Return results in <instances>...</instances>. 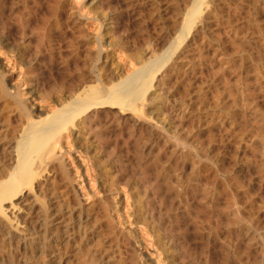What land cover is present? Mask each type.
Masks as SVG:
<instances>
[{"label":"bare ground","instance_id":"6f19581e","mask_svg":"<svg viewBox=\"0 0 264 264\" xmlns=\"http://www.w3.org/2000/svg\"><path fill=\"white\" fill-rule=\"evenodd\" d=\"M216 1L193 0L188 10L186 23L183 25L184 27L190 25V37L184 39V42L178 37L183 45L179 47V51L176 50L178 51L176 54L170 50L169 56L164 59L159 55L155 61L149 60L150 62L147 63L144 60L146 56L140 57L139 60L137 59L140 66L126 73L122 72L123 69L119 73L113 71L108 64L109 61H102L97 71L87 72V69L80 71L74 66L75 69L77 68L78 75L74 78L69 76L71 79L64 81L59 86V90L57 89L58 91L52 88L53 96L49 97L50 100L45 107L22 99L25 92L22 94L20 85L10 83L9 64H4L0 60V96L12 98L21 110L17 124L3 115L8 119V122L6 121L8 124L3 125L5 129L0 127V136L5 135L1 138H8L7 142L2 143L1 146L4 158L0 160V204L14 218L21 221H14L12 218L13 221H7L8 224L5 226L9 232L19 237L18 246L25 249L33 243V239L36 238L34 235L43 237L46 243L51 241L57 245L63 242L69 245L72 239L74 241L72 233H69V226L75 222L79 225L78 230L82 228L92 233L91 240L96 248L99 247L100 252V249L107 245L111 253L108 252L112 255V258L108 257L114 259L116 264L119 260L124 261L129 258L130 264L264 263L263 196H261L263 203L260 201L263 206L261 203L258 206L259 203L251 192V180L247 184L250 178L245 179V183L242 180L244 178L240 176V172L245 170L258 174L262 181L264 180V146L260 150L256 147L258 144H255L259 140L264 145V109L260 108L256 102L254 106L249 103L254 101L246 93L250 81L249 72L242 64L236 66L228 62V66L222 68L220 66L222 61L217 69L211 68L210 64L211 70L209 68L206 70L208 74L201 69L196 71L195 63L185 68V64L192 63L191 59L189 60L191 56L188 58L186 52L201 30L205 29L208 23L210 24V19L215 14ZM3 2L0 0V7ZM56 2L57 7L64 4V0ZM85 33L87 34V31ZM3 45L9 46V42L4 44L0 42V53H5ZM105 50L108 51V49ZM153 50L154 48L145 55H150ZM164 55L166 56V53ZM15 61L13 60L14 65H16ZM157 61L161 64L157 63L160 67L156 69L154 66ZM224 62L227 63L226 60ZM258 65L257 67L255 65L257 76L264 73V69L258 68ZM174 73L175 76L182 74L181 77H185V81L189 80V77L195 80L189 85L190 88L187 89L189 92L187 91V94L185 92L184 97H180L181 93L177 95L180 99L179 102H175V105L172 104L175 90L171 91L169 87L174 83L169 81ZM230 74L235 76L234 82ZM177 78L180 77L176 76ZM193 85L196 87L193 92L196 102H193V96H191ZM225 94L230 97L233 94L236 95L231 97L232 101H229L231 103L220 105L222 96ZM209 96H212L214 100L213 103L211 102L213 106L209 103ZM239 102L244 105L251 104L253 106L251 112L253 111L255 116L245 118L240 111L241 116L245 118L244 124L240 122L242 126L235 119L238 116L235 111L243 108L239 106ZM226 124L241 132L237 135L235 131L237 140H235L234 151L230 152L232 153L229 155L230 160L226 159L225 150H222L221 129ZM110 127L127 130L130 133L127 134L128 136L136 137L134 141L138 142H135L137 143L135 145L137 150L136 148L135 150L139 159L138 166H140L138 176H136L137 169L134 170L129 165L131 160L129 159V163L125 160L128 155L124 156L122 153L123 146L121 149V146L119 147V144L126 142L117 143L118 140L115 139L114 147H111L112 133L110 135V132L107 133ZM245 127L251 128V132H247ZM166 132L170 134L164 135ZM123 135L126 136L124 133ZM148 135L152 137L155 135L158 140L164 141V147L161 150L159 148L158 153L152 150L146 151L147 141L143 143L142 136L148 138ZM118 136L121 135L117 134L116 137ZM109 148H112L111 151L108 150ZM248 151L254 154L249 155ZM226 154L228 155L227 152ZM136 163L134 161L131 164ZM190 163H192V169H189L192 172L184 177L186 180H183L181 178L183 173L180 171L187 172ZM110 173H113L112 175L115 173V176H110ZM134 178L138 181L135 182ZM192 180L196 183L190 186ZM31 186L34 193L30 189ZM262 192L258 195H264ZM113 194L116 196L114 197ZM41 199H47V203L44 200V203L42 201L43 204H40ZM165 214L169 216L166 217ZM222 214L227 216L223 217ZM181 216L186 217V220L182 221ZM222 217L226 220L224 221ZM30 229L32 233L28 237ZM143 229L147 232L146 234L141 233ZM191 233L194 234L192 238L198 241L196 243L199 244V251L192 249L194 246L189 243ZM82 236L85 238L84 235ZM77 242L80 243L77 248H79L78 255L82 263L85 264L91 260L94 262L97 257L95 253H92L89 247L87 248V244L82 246V240ZM192 242L191 244L194 245ZM50 248L54 249V247ZM124 253H128L129 258L124 256ZM104 254H106L105 251ZM164 257L169 258L170 261L163 259ZM59 259L62 262L66 260V257L61 256Z\"/></svg>","mask_w":264,"mask_h":264},{"label":"rangeland","instance_id":"374dc122","mask_svg":"<svg viewBox=\"0 0 264 264\" xmlns=\"http://www.w3.org/2000/svg\"><path fill=\"white\" fill-rule=\"evenodd\" d=\"M2 1H4L3 2L4 5L2 4V6L4 8H2V6L0 7V42L3 44L9 42V46L3 45V48H4L3 50H5V53H0V60L4 64H9L8 67H9L10 71H9L8 75H9L10 83L13 85H16V86L20 85V89L22 91V94L25 92V94H23V96H22V99L28 100L32 103H36V104H38L40 106H44V107H45V104H47V101L50 100L49 97L53 96L52 93L54 91H58L59 86L64 81L70 80L71 78H74L76 75H78L77 68H79L80 71H85L86 69H87L86 70L87 72L92 71V70L97 71L100 68L102 61H107V62L109 61L108 64L110 65V67L112 68L113 71H115V72L117 71L119 73L123 69L124 71H122V72H124V73H126L128 71L130 72L131 70H133L137 66H140V64L137 63L138 62L137 59L139 60L140 57L146 56L144 58L146 63L153 61V60L155 61L159 57V55H161L160 57H162L164 59L165 57L169 56L170 50L176 54L180 50V48L182 47V45H183L182 43L186 39H188L187 37H190L189 36L190 35L189 34L190 25H188V27L186 25L185 26L186 28L183 25L186 23L185 21L188 17V10L191 8L193 0H145V2H144V0H64V4H62L61 7H57V2H56L57 0H53V1L52 0H2ZM217 5H218V8H217ZM53 8H55V9L53 10ZM214 13L216 14V15L215 14L213 15L214 19H212L213 17H211L210 24L208 23L204 27L205 29L201 30V32L198 34V37L195 38V40H194L195 42L193 41V43L189 46L186 54H187L188 58L191 56L189 58V60L191 59L192 63L191 64L187 63L188 65L185 64V68H187L188 66L195 63L196 64L195 67H197V69L195 68L196 71H199L201 69V70H204L205 73L208 74V71L206 72L207 68H209L210 70H211V68L217 69V67H220V66L222 68L223 67L226 68L228 66V62H232V63H234L233 65H236V66L242 64L243 67L245 68V70L247 69V71L249 72L248 79L250 81L247 79V82L248 81L249 82H248V87H247L246 93L248 96H250L249 98L251 100H254L251 102L249 99V101H250L249 103H251L253 106L256 104L257 105L259 104L260 106L259 105L258 106L260 108L264 109V106L262 107V105H264L263 104L264 103L263 102L264 101V99H263L264 98V94H263L264 93L263 92V90H264V73L257 76L256 75L257 72L255 70V65L257 67L259 62H260V64L258 65V68H260L262 70L264 69V0H217L215 2ZM185 16H186V18H185ZM42 18H44V19H42ZM85 18H87V19H85ZM47 20H49V21H47ZM52 20H54V21L52 22ZM50 23H51V25H50ZM44 24H45V26H44ZM40 25H42V26H40ZM45 27H47V28H45ZM40 28H41V30H40ZM51 28L53 30H50ZM85 31H87L88 36H86L87 34L85 33ZM179 31H181V32H179ZM78 33H80V35ZM82 34H84V36ZM39 36H41V37L39 38ZM185 36H186V38H185ZM178 37H180L179 40L182 39L183 42L179 41ZM175 40H176V42H175ZM41 41H43L44 44ZM69 41L71 43H69ZM99 42H101L100 43L101 45L99 44ZM179 42L181 45L179 44ZM192 45H194V46H192ZM42 46H43V48H42ZM84 46H85V48H84ZM76 48H77V50H76ZM153 48L155 50V51L153 50L155 53L152 51L150 55L149 54L145 55L148 53V51H151V49H153ZM172 48H173V50H172ZM174 48H176V49H174ZM105 49H108L109 52ZM74 50H76V51H74ZM176 50H178V51L176 52ZM173 52H171V53L173 54ZM165 53H166V56L164 55ZM133 55L134 56L136 55V56L133 57ZM137 55H139V56H137ZM61 56H62V58H61ZM199 56H200V58H199ZM215 56H216V58H215ZM17 57H18V59H17ZM136 57H138V58H136ZM202 57H203V59H202ZM11 58L14 61L16 60L15 61L16 65H14L13 60ZM53 58H54V60H53ZM133 58H134V60H133ZM211 59H213V60H211ZM10 60H11V62H10ZM93 60L95 62H93ZM225 60L227 63L224 62ZM234 60H235V62H234ZM19 61H20V63H19ZM221 62H222V64H221ZM241 62H243V63H241ZM157 63L160 65L161 62H158V61L156 62L155 66H154L156 69H157V67L158 68L160 67L159 65H157ZM197 63H198V65H197ZM219 63L221 64L220 66H219ZM70 64H71V66H70ZM210 64H211V68H210ZM199 65H200V67H198ZM74 66L77 68L75 69ZM215 66H216V68H215ZM259 66H261V67H259ZM90 68H91V70H90ZM64 73H65V75H63ZM75 73H77V74H75ZM173 75H172L173 78H171L172 77L171 76V77H169V79L171 78V80H169V79L168 80L171 83L173 81H174V83L176 82L175 84L172 83V85L169 86L171 91H174V90H175V92H176V90L178 91L176 93L174 92V96L175 95L176 96L172 97V99L174 101L172 104L175 105V102L177 103V101L180 99V97H184V95L187 94V91H188L187 89L190 88L189 85L191 83H194L195 80H194V78L192 79L191 77H189L190 75L189 76L187 75L190 79L186 80V81H185L186 78L181 77L182 74H180V73L176 75L177 77H180L177 79H176L175 73ZM230 75H232L230 77L232 78L231 80H233V82H234L235 76H233V74H230ZM69 76H71V78ZM204 76H205V78H207L206 74H204ZM233 77H234V79H233ZM261 78H263V79H261ZM175 80H177L179 82L177 83V81H175ZM182 80L184 81V84H183ZM190 80H192V81H190ZM188 82H189V84H188ZM218 82H220V81H218ZM51 83H52V85H51ZM196 83H197V81H196ZM173 86H174V88H173ZM193 86L194 87L191 88L192 89L191 92L193 95H191V96H193L192 97L193 102H196L195 101V94L193 93L194 89L196 87H195V85H193ZM251 86H252V89L254 87L253 91L251 89ZM179 87H180V89H179ZM181 87H183V89ZM46 88H47V90H46ZM52 88L54 89V91H51V90H53ZM248 88H250V89H248ZM183 90H185V91H183ZM185 92H186V94H184ZM253 92H254V94H253ZM180 93H181V95H180ZM177 95H180V97ZM233 95H236V94H233ZM209 97H210L209 103L212 105L214 100L212 99V96H209ZM231 97L228 94L223 95L222 96V102L220 103V105H222V104L225 105V104L231 103V102H229L230 100L232 101ZM7 98H9V97L7 96ZM7 98L0 96V127L3 129L6 128L4 126L6 124H8V123H6V121L8 119H10L14 124H17L19 122L20 115H21V110H20L19 106L16 104V102L12 98H9L11 101ZM44 98H45V100H44ZM174 98H175V100H174ZM257 99H259V100H257ZM210 100H212V101H210ZM256 100L259 102H257ZM12 101L14 102V104ZM225 102H227V103H225ZM255 102H256V104H254ZM196 104L197 103H195V105ZM248 104L244 105L242 103L240 104V102H239V106L243 107V108H241L239 110V108L237 107L238 108L236 110L237 112L235 111V113L238 115L235 117L237 123H239V124L243 123L244 119L249 118V116L255 117L253 115L254 112L253 111L251 112V110L253 109V106L251 104H249V105ZM46 108L50 109L49 106H46ZM195 108H197V106H195ZM247 108H249V109L247 110ZM244 109H246V110H244ZM240 111L243 115L240 114ZM242 111H244V113ZM246 111H249V112L245 113ZM250 112L252 113L253 116L251 115ZM3 115L4 116L6 115L8 117V119L5 118ZM241 115L245 118H243ZM246 115H248V117ZM239 120H241V121H239ZM2 121H3V123H2ZM216 122H218V121H216ZM241 126H242V124H241ZM226 127H228V124L224 125V128L221 129L222 133H223L222 150L223 151L225 150L224 153H225L226 159L230 160L231 156H229V155L232 154L230 152H232V150L234 151L235 144H236L235 140H237V135L240 134L241 132H240V130L236 131L235 128H231V125H229V127L232 130L228 127L226 129L228 131L225 132ZM187 128H186V130L189 131V129H187ZM245 128L244 129L246 131L248 130L247 132H249V133L251 132L250 131L251 128H248V127H245ZM238 129H239V127H238ZM111 130H113V131L111 132ZM183 130H184V128H183ZM114 131H115V133H113ZM119 131H121V132L119 133ZM122 131H123V129H120L118 127H112L111 129L107 130V133L110 132L109 135L112 133L110 135L111 139L113 141L111 143V147L112 148L114 147L113 143H114L115 139L118 140L117 143H120L121 141L126 142V143H121V145L119 144V147L121 146L120 147V149H121L123 146L122 153L124 154V156L128 155V158H126L125 160L128 163L131 160L129 165L132 166V168H134V170L137 169L136 170L137 173L136 172L135 173L137 174L136 176H138V171H139L140 166H138L139 165V162H138L139 159H138L137 153H136L137 147L135 146L137 144V143L135 144V142H138V141H134L136 139V137L134 138L131 135H129L130 136L129 137L127 134H130V133H128L127 130H124L123 132ZM125 131H127V132H125ZM188 131H186L185 133H187ZM235 131H236L237 135H236ZM116 132L118 135L119 134L121 135V136H118L119 138L116 137L117 136ZM247 132H246V134H247ZM123 133L126 134V136H124ZM249 133L247 135H249ZM168 134H170V133H167V132L164 133V135H166V136ZM224 134H225V136H224ZM227 135L229 138L230 137H234V138L228 139ZM122 136H123V138H122ZM146 136H142V137L144 140L143 143H146V141H147V143H146V145H148V146H146L147 152H149V150L150 151L152 150L156 153V151L159 148H160V150H161V148L163 149V147H164L163 142L164 141H162L160 139H159L160 140L159 141L155 135H153V137H152V135H148V138ZM1 137L4 138L5 135L1 134V136H0V160H2L4 158V154L1 150V146L5 142H7V140H8V138L3 139ZM2 139L5 141L3 142ZM119 139H120V141H119ZM122 139L125 141H123ZM151 140H154V141H151ZM129 141L131 142V146H129L130 145ZM226 141L228 142L227 145H226V143H227ZM256 142L257 143H255V144L256 145L258 144V146H256V147H259L261 150L264 145L262 144L261 141L259 142V140ZM122 144H125V145H122ZM126 144H128V145L126 146ZM151 145L152 146L154 145V146L151 147ZM224 145H225V147H224ZM92 146H93V144H92ZM189 147L190 146H188V148ZM228 147H229V149H226ZM112 148H109L108 150L111 151ZM130 148H131V150H130ZM135 148H136V150H135ZM123 150L125 152H123ZM160 150H158V151H160ZM158 151H157V153H158ZM226 152L228 153V155L226 154ZM248 154L252 155V154H254V152L250 153V151H248ZM257 157H259V156H257ZM126 161H125V164H127ZM134 161H135V163L137 161V163H136L137 165L134 164V165H136V167L134 165H132L134 163ZM191 165H192V163H190L188 165L187 172H186V170L183 172L180 171V173H183L186 175V176L183 174H182L183 176L181 175V178H183V180H186V178H184V177H187V175L191 174V172H192V170H190V169H192ZM189 170H190V172H189ZM243 171L240 172V174H241L240 176H241V178H244L242 180H244L245 183H246V180L248 178H250L247 181V184L251 180V184H250L251 192L253 193L254 198H256V202L259 203L258 206H260L264 202V201L262 202L261 196H263L262 198L264 200V195H258V194L259 193L261 194L262 191H263L262 193L264 194V180L262 181L261 177L258 174L246 172L245 170H243ZM110 172H111V170H110ZM172 173L174 174V172H172ZM176 173H178V172H176ZM112 174L110 173V176H115V173H114V175H112ZM242 176H245V177H242ZM252 176H253V178H251ZM126 178L128 179V177H126ZM134 180H135V182L138 181V179L136 180V178H134ZM134 180H132L133 183H134ZM261 182H263V183H261ZM190 183H192V184H190V186H192L196 182L194 180H192V181H190ZM260 183H261V185L263 184V186H261ZM139 184H140V182H139ZM253 184H254V186H253ZM140 186H141V188H143L142 185H140ZM32 187L33 186H31L30 189L33 192L34 189ZM199 189H201V188H199ZM114 195L116 196V194H113V196ZM44 200L41 199L40 204L42 203V201L44 203ZM45 202L47 203V199L45 200ZM261 206H263V204ZM222 208H224V207H222ZM220 211H222L221 208H220ZM180 212L181 211H179V213ZM165 215H166V217L169 216L168 214H165ZM11 216L12 215L5 210V207L0 204V220L2 221V222H0V224L2 223L1 228H0V264H83L79 258V255H78L79 248H77V247H79V246H77V245H80V243L77 242L78 240H80V241L82 240V242H81L82 246L87 244V248L89 247L91 252L95 253V255L97 256L96 257L97 261L95 259L94 262H93V260H91L85 264H116L117 263L114 261V259H111L112 258L111 257L112 255L110 254L111 251L108 249V247H106L107 245L102 247L100 249L101 250V252H100L98 249L99 247L96 248V245L91 240L92 233H90L89 230L85 231L82 228H80L79 230H81V229L82 230L79 231L78 230L79 225L76 224L75 222H72L71 225L69 226V230H70L69 233L70 234L72 233L71 236H72V238H74V241L72 239L73 242L72 241L69 242V245L73 244L72 246L70 245V247H69V245H66L63 242L58 243L57 245H55L56 244L55 242H51V241H49V243L48 242L46 243L44 241L43 237H38V235H34V237H36V238L33 239V243H31L32 245L30 244V245L26 246L24 249V247H20L17 245L18 244L17 241H18L19 237L17 235H15L14 233L9 232L8 229L5 227L8 224L7 221L11 222L14 220V221L21 222L20 220H17L13 216L12 217ZM221 216L226 217L227 214H222ZM262 217L264 218V216H262ZM12 218H13V220H12ZM180 219L182 221H185L186 217L182 218V216H181ZM223 220L225 221L226 218L225 219L223 218ZM4 221L7 223H5ZM74 225H76V226H74ZM141 227H140V229H142ZM191 227H192V225H191ZM72 229H74V231H72ZM29 231H30V233L27 231L29 234V235H27L28 237H30L31 233H32L31 229ZM7 233H8V235H7ZM11 233H12V235H11ZM141 233L146 234L147 232L144 231V229H143L141 231ZM192 234L193 233L190 234L189 243L191 246H194V247H192V249H194V250L196 249V251H199L200 247H199V244H197L198 241L193 239L194 234L193 235ZM82 235H84L85 238ZM13 237H15V238H13ZM80 237H83L84 239L83 238L80 239ZM87 237H89L90 239H88ZM190 238L192 241L194 240L193 242L191 241L194 245L191 244ZM165 242H166V240H165ZM44 243H45V245H44ZM92 243H93V245H92ZM88 244H89V246H88ZM61 246L63 248L65 247L64 248L65 250H67V249H69V250L66 252ZM50 247H52V248L54 247V249L52 250ZM59 247H60V249H59ZM74 247L76 248V250ZM103 248H104V251L106 254H104ZM106 250H107V252H106ZM52 251H53V253H52ZM58 254H59V256H58ZM61 254H64V255H61ZM127 254H125L124 256L128 257ZM61 256L66 257V260L65 261L63 260L61 262V259H59V257H61ZM108 256H110L111 258ZM67 257H69V258H67ZM75 257H78L79 259L77 260V258H75ZM129 259H126L124 261L119 260V263L121 264L123 262L122 264H125L126 261L127 262L129 261L128 263L126 262V264H130L131 262ZM163 259H166V258L164 257ZM167 259L169 260V258H167ZM172 259H173V257H172ZM70 260H71V262H70Z\"/></svg>","mask_w":264,"mask_h":264}]
</instances>
